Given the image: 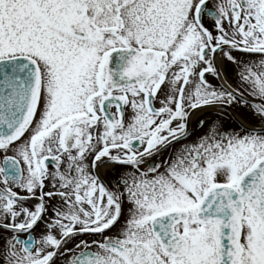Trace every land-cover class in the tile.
I'll use <instances>...</instances> for the list:
<instances>
[{"label":"snow or ice","instance_id":"6c2138e0","mask_svg":"<svg viewBox=\"0 0 264 264\" xmlns=\"http://www.w3.org/2000/svg\"><path fill=\"white\" fill-rule=\"evenodd\" d=\"M0 264H264V0H0Z\"/></svg>","mask_w":264,"mask_h":264},{"label":"flooded vegetation","instance_id":"af4514ba","mask_svg":"<svg viewBox=\"0 0 264 264\" xmlns=\"http://www.w3.org/2000/svg\"><path fill=\"white\" fill-rule=\"evenodd\" d=\"M225 76L227 77L228 83L233 87H236L239 84V78L237 76L235 66L229 65L225 70ZM175 147H179V145H175Z\"/></svg>","mask_w":264,"mask_h":264}]
</instances>
